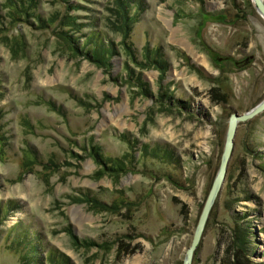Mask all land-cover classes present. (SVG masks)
<instances>
[{"label":"rangeland","instance_id":"rangeland-1","mask_svg":"<svg viewBox=\"0 0 264 264\" xmlns=\"http://www.w3.org/2000/svg\"><path fill=\"white\" fill-rule=\"evenodd\" d=\"M34 1L0 0V264H183L230 116L264 98V18L129 0L124 37L116 0ZM64 31L98 33L108 65ZM236 226L264 264V111L237 126L191 264H233Z\"/></svg>","mask_w":264,"mask_h":264},{"label":"trees","instance_id":"trees-1","mask_svg":"<svg viewBox=\"0 0 264 264\" xmlns=\"http://www.w3.org/2000/svg\"><path fill=\"white\" fill-rule=\"evenodd\" d=\"M20 1V0H19ZM117 1V9H115L114 14L115 18L117 20V27L120 30V32L123 34L124 37L129 36V31H131L132 25L134 24L135 19L130 14V8H131V2L129 0H116ZM34 0H29V3L32 4L29 7H34ZM39 22H41V19H38ZM43 22V21H42ZM64 26H78L75 24V22L70 21L67 19L65 23H63ZM75 30V29H73ZM66 40L70 41L71 44H73V51L79 54L87 55V57L94 63L100 64L102 66L108 65V56L112 55L114 53L113 49L108 50L102 43L100 36L98 33H90L86 36V42L82 45H76V38L73 36H68L67 31H64L61 33ZM88 44H92L91 47H87ZM108 57V58H107ZM145 57L148 59V54L146 53ZM170 99V98H169ZM93 153H95L94 157L97 162L103 163L102 161L103 156L98 155L96 153V149H92ZM248 235L247 231L239 226L235 227L234 230V238H233V244L235 248V255L233 264H243L240 259L245 256L246 253V246L248 245ZM26 256H20V261L25 259ZM49 259L53 261L52 253L49 255ZM29 264L31 262L29 261Z\"/></svg>","mask_w":264,"mask_h":264},{"label":"water","instance_id":"water-1","mask_svg":"<svg viewBox=\"0 0 264 264\" xmlns=\"http://www.w3.org/2000/svg\"><path fill=\"white\" fill-rule=\"evenodd\" d=\"M252 1L255 5L257 12L264 18V4L262 3V1L261 0H252ZM263 111H264V98L255 107H253L251 110L243 114H238L237 112H233L231 114L229 123H228L226 140L224 144L220 166L216 174V177L212 183L210 191L208 193L203 210L201 212V216L199 218L198 225H197L196 231L193 236V240L191 242L190 247L186 251V257H185L183 264H191L194 250L196 249L198 243L200 242L202 232H203V229H204V226H205L208 214H209V210L221 188V185L225 177L228 161L230 159V155L232 151L233 138H234L238 124L251 120L258 114L262 113Z\"/></svg>","mask_w":264,"mask_h":264},{"label":"bare ground","instance_id":"bare-ground-1","mask_svg":"<svg viewBox=\"0 0 264 264\" xmlns=\"http://www.w3.org/2000/svg\"><path fill=\"white\" fill-rule=\"evenodd\" d=\"M262 1V0H261Z\"/></svg>","mask_w":264,"mask_h":264}]
</instances>
